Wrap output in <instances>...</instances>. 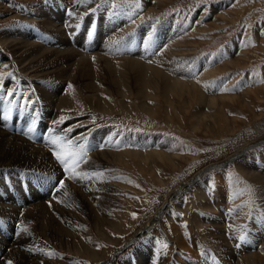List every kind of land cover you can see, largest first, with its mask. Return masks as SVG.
I'll return each instance as SVG.
<instances>
[{"label":"rangeland","instance_id":"rangeland-1","mask_svg":"<svg viewBox=\"0 0 264 264\" xmlns=\"http://www.w3.org/2000/svg\"><path fill=\"white\" fill-rule=\"evenodd\" d=\"M58 3L62 8L61 15H81L77 27L75 26L79 32L84 29L86 20L89 19L88 23L92 22L90 31L95 41L93 45L97 42L99 21L104 16L109 17V24H113L115 18L123 17L122 20L127 25L121 27L125 34L118 42L124 47H130V50L128 53L126 49L122 51V57L136 54L144 41L149 43L143 50L144 54L160 46L163 48L161 50L171 48L175 53L174 58L180 61L183 68H177V71L184 72L182 75H185L182 79L178 78L187 83L199 81V89L205 97L201 103L193 101L190 104L189 93L179 91L172 94L168 105L158 90V99L145 98V102L138 96L137 88L140 86L135 81L136 73L127 66L125 73L131 87L129 96L123 99L110 86L107 91L116 112L108 115L104 111H91L84 104L81 111L74 114L79 116L72 119L73 125H81L80 128H83L80 137L65 138L66 134L59 130V136L55 139L50 133L52 124L45 117H37L38 110L27 106L28 98H22L23 103L20 104L17 94L14 97L0 89V104L8 114L7 123L13 127L12 132L22 134L29 141L44 143V147L51 150L49 154L53 156V162H58L56 154L65 155L67 161L66 164L59 161L58 165L61 164V167L57 168L64 181L59 178L53 180L43 172L33 171L30 174L23 168L15 171L22 180L20 185L17 182L18 187H15V178L10 174L5 178L9 187L5 191L14 204L25 201L34 205L35 200L41 198L37 194L46 191L49 192L46 194V198H49L46 202L54 201L66 210L67 215L73 216L72 212H75L72 211L73 203L67 200L68 195L80 205H77L79 213L86 221L80 225L79 230L84 231V236L88 239L83 242H89L91 248L95 249L94 253L78 254L71 244L70 247L57 244L54 247L59 254L58 264H114V260L120 264L127 261L136 263L137 253L143 248L147 249L146 246L151 255H161L162 264H227V260L218 252L220 243L215 241L218 235H214V238L210 232L213 231L210 230L213 223L204 221L202 231L194 233L198 244H202L199 254L194 248L192 251L187 250V246L184 248L180 243L186 236L187 226L192 224V218L202 221L205 216L216 220L219 217H229L231 222L233 219L239 221L245 237L248 238L250 232L258 235L259 243L253 244L250 239L251 247L255 248L249 255L256 254L257 263L264 264V255L260 253V248H264V209L251 204L246 196L244 203L236 202L227 206L218 202L219 196L215 192L216 188L224 190L223 182L220 181L224 172L229 173L234 182L242 184L236 190L250 191L248 180L244 181L239 177L238 162L227 163L240 151L249 148L248 154L250 157L255 156L254 159L257 160L254 162L256 166H264V0H0V34L13 29H24L25 33L32 29L42 31L43 34L42 24L34 18ZM83 19L85 22H82ZM30 35L32 36L31 33ZM43 36L44 34L32 37L31 40L39 41ZM51 39H54L53 43L58 42L54 37ZM71 40L74 45L75 38ZM0 43V54L3 52L7 55L9 51L1 40ZM116 45L119 46L118 43ZM116 45L113 44V47L119 49ZM55 47L58 48L59 45ZM160 53L161 51L159 56ZM164 55L167 56L165 53ZM184 66L189 67L190 72H185ZM161 69L166 71L163 66ZM101 70V74L96 70L98 82L100 79L117 80L107 69L102 67ZM14 72L16 73V69L9 64L0 63V81H8ZM168 75L177 79V75L175 77L171 72ZM201 78H205L206 83H202ZM25 80L26 83L32 81L29 78ZM52 82L54 85L59 83L57 80ZM52 82L49 84H53ZM98 82L97 84L100 83ZM70 86L78 87L76 83ZM70 86L64 90L71 89ZM212 99L216 100L214 107L211 105ZM121 100L128 109H124ZM145 105L153 111V117L142 110ZM28 116L33 120L23 124ZM138 137L145 138L146 143L136 146L134 140ZM53 141L57 143L53 144ZM104 152L108 155H102ZM124 152L142 153L143 157L127 158L129 163L115 161L116 156ZM154 152L164 155L165 159L161 161L148 157ZM82 155L88 162L95 158L101 163V172L107 174V184L112 188V205L107 212L113 214L111 216L114 217L112 219L115 224H123V229H117L112 224L111 227H106L105 232L96 225L94 214L98 205L95 197L88 190L82 188L83 192L80 194L77 189L80 178H90L78 169V164L84 165V161L78 162ZM68 164L72 168L70 172L65 170ZM192 181L193 186L187 188L179 198L173 199L174 192ZM195 193L203 194L211 207L214 206L213 209L201 212ZM4 196V193L0 194L1 199ZM166 205L168 208L160 221L145 238L132 242L138 234L136 230L146 226L156 217L157 210ZM50 207L53 210L49 209L51 214L57 213L53 205ZM49 216L50 220L54 218ZM55 220H46L45 224L58 223ZM222 224L228 231L227 237L230 233L233 234V230L225 226L227 224ZM5 228L4 232L9 239H13L14 228L6 224ZM146 238H149L151 244H148L149 240ZM200 248L201 246L198 247ZM97 251L103 254L98 255ZM190 252L196 257L190 256Z\"/></svg>","mask_w":264,"mask_h":264},{"label":"bare ground","instance_id":"bare-ground-1","mask_svg":"<svg viewBox=\"0 0 264 264\" xmlns=\"http://www.w3.org/2000/svg\"><path fill=\"white\" fill-rule=\"evenodd\" d=\"M61 12L62 8H60V4L58 3L53 7L43 10L42 14L34 18L36 21L39 20V23L42 24L41 29H44V36L39 39V41H32L31 38L40 37L43 35L42 31H34L32 29H29L28 33H25L24 29H20L19 31L13 29V31L11 30L0 34L2 45H4L6 50L9 51L7 55L3 52L0 54V63L5 62L16 69V73L14 72L15 74H13V77H11L8 81H5L6 79L4 81H0V85H2L0 86V89L14 97H17V94L20 104L23 103L22 98H28L27 106H30L32 110H38L37 117L39 119L41 116L45 117L48 119L49 123L53 125L50 126V133L53 138L56 139L59 136L57 134L59 130H62L63 133L66 134H64L65 138L77 139V137H80V133L83 132V128H80L81 125L80 127L73 125L72 119L79 116H74V114L81 111L80 108H82L84 104L91 111H104L108 115L115 113L116 109L113 107L114 105L112 106L107 91L110 86V88L116 90L119 96L123 97V99L129 96V78L125 73L126 68H128L127 66H129L132 71L136 73L135 77L137 79L134 80L140 86L137 88L140 99H158L159 95L157 96V93L159 90L168 105H170L169 99L172 94H176V92L179 91L183 94L184 92L189 93L191 100L190 104H192L193 101L200 102L205 100L202 90L199 89V81L197 83H187L181 82L179 79H182L185 75H182L184 72L179 73V70L177 71V68H183L182 65L180 66V61L174 58L175 53L171 48L161 50L162 47L160 46L153 49L152 52L149 51L144 54L143 50L145 49V46L149 45L148 42L144 41L141 43V48L136 54H132L130 57L121 56L124 54L122 51L126 49V53H128L130 50V47H124L121 42H118L125 34L121 30V27H126L127 25L124 24V20H122L123 17L121 18L119 16L120 18H115V22L113 24H109V17L104 16L101 21H99L98 32H96L97 34L95 33L97 35V42L93 45V42L95 41H93L94 39L91 37L93 33L90 31L92 22L88 23L89 19L86 20L84 29L82 28L83 30H80L79 32L78 28H76V24L78 19L81 18V15L74 13V15L72 14V17H66L63 14L61 15ZM83 12L84 11H82V14ZM82 22H85V20ZM29 33H31L32 36H29ZM68 35L71 38L68 37ZM51 37L56 38L58 42L53 43L54 39H51ZM73 37L75 38L74 45L71 44V39ZM117 43L119 46L116 45ZM113 44L119 47V49H115ZM55 45H59V47L56 48ZM160 51L162 54L160 53L159 56L158 53ZM164 53L167 54V56H163ZM162 66L166 69V71L161 69ZM96 67L97 69H95ZM102 67L107 69V71L112 74V77H117V80L115 81L114 78V81H108L107 79L101 81L100 79L101 82L99 81V83L97 80L98 78L96 79V74L97 71H100L101 74ZM184 69L185 72L186 70L190 72L189 67L184 66ZM169 72H171L173 76L175 75V77L177 75V79H173L169 76ZM25 78H29V80L32 81L26 83ZM55 80L59 82L57 84L60 86L57 84L54 85L52 81ZM96 81L99 84H97ZM50 82L53 84H49ZM201 82L206 83L205 78H201ZM70 83H76L78 87L73 88L71 86V89L65 91V87L66 89L69 88L67 86H70ZM214 99H212V103L210 102L213 107L215 106L216 101ZM121 101L124 109H128L125 106L124 101ZM171 102L173 103V101ZM142 107L144 112L147 111L149 116L153 117L154 114L151 109H148L146 105ZM7 119L8 114L4 111L3 106L0 104V194L4 193L5 195L3 199L0 198V264H8V262H11V264H58L59 254H57L58 251L55 250L54 247V245L57 244L61 246L67 245V247H70L71 244L78 254H93L95 250L94 247L93 250L91 248L92 245H90L89 242H83L84 239L88 238L87 236H84V231L79 230V227L82 223H85L84 221L86 220H83V215L79 213L80 209L77 205H80L73 200L74 198L69 197L68 195L67 199L71 200L73 203L71 206L75 207V209L74 207L72 209V211H75L72 212L73 216L67 215L65 213L66 210L61 208V206L59 207V205L55 204L54 201L49 200L46 202V200L49 199L46 198V194L49 193H46V191H38L39 194L37 195L41 196V198L36 199V203L34 205L25 201H23L22 204H14L10 201L7 191H5L9 189L8 185L5 183V178L8 174H10L11 177L15 178V187H18V185L22 182L19 177L20 175L17 174L18 172H15L18 168H23V170L25 169L30 172V174H33V171L47 173V177H51L53 180L55 178H59L60 181L61 179L64 181L65 179H63L59 170H57V168L61 167V164L58 165L59 161L57 163L53 162L54 158L49 154L51 150L44 147V143L29 141L22 134L12 132L13 127L7 123ZM195 119L196 118L193 120ZM25 120L26 121L23 124H28L31 123L33 118L28 116ZM77 125H79V123ZM144 140L145 138L138 137L134 141L136 146H139L141 143H146ZM127 143L129 142L127 141ZM248 149L240 151L230 158L227 163L238 162L237 170L238 172L240 171L239 177L241 180H248V183H250V191L236 190V187L242 186V184L234 182L231 175L224 172V177L220 180L223 182L224 190L222 191L221 189L218 190L216 188L215 192L217 191L219 196L218 202L227 206H231L236 202H240L241 204L244 203V196H246V198L248 197L249 201H251V204L264 209V166H256L254 162L257 160L254 159L255 156L250 157ZM83 155L79 158L78 162H81L80 160H82L84 161V165L83 163L78 164V162L74 165L78 164L77 166H79V168H77L80 172H82V174L85 173V175L90 178H80L78 180L80 185L77 188L79 190L78 192L81 194L83 192V188V190H88V193L95 197L98 208L96 209L94 218H96V225L100 228V230L106 232V227H111L112 224L117 227V229H123V224H115L112 219L113 216H111L113 214L110 215L109 212H107L110 210V206L112 205V188L110 184H107V174L105 172H101L103 169L98 160L93 158L91 162H88V160L83 158ZM102 155L107 156L108 154L104 152ZM151 156L161 161L165 159V156L159 154V152H154V154L148 155V157ZM139 157H143L142 153L134 154L124 152L118 154V156H116L117 159H115V157L114 159L118 162H128L129 160H127V158L138 159ZM85 162H87V164H85ZM67 166L71 165L68 164ZM194 181H192L189 185H184L179 190L174 192L172 194L173 199L179 198L181 194L185 193L187 188L193 186ZM17 182L19 183L18 185ZM195 197L198 203V209L201 210V212H208V210L213 209L214 206L211 207L209 200H206L203 194L195 193ZM51 205L55 207V212H57L54 215L49 212ZM217 206L215 205V207ZM167 208V205L163 208H159L156 212V217L154 219L152 218L153 220H151L146 226L137 229L136 231H138V234L132 239V242L145 238L146 234L160 221ZM256 210L260 211L258 208ZM51 211L53 210L51 209ZM49 215L54 216V218H51L52 220H50ZM193 218L191 220L192 224L187 226L185 238L180 240L183 247L187 246V250L192 251L194 248L195 252H198V254L200 253L199 250L202 249V244H198L196 240L197 235L194 233H197V231L201 232L205 225L204 221H206L207 223H213V228L209 226L212 228L210 230H213L210 231L213 235L211 236L214 237V235H218L219 238L215 236V241L220 243L219 245L217 244L219 248L218 252L221 257L227 260V264H258L257 256H255L256 254H249L252 253L255 248L251 247L252 244H250V241L252 240L253 244L259 243L257 240L259 236L250 232L249 237H245L244 235L246 234L241 231L242 229H240L239 221L236 222L233 219L231 222V220H228L229 217L226 219L219 217V220L218 218L216 220L215 218L213 219V217L211 219L210 217L205 216L203 218L205 220L202 221H198L195 217ZM55 219H57L58 223L54 222L51 224L49 223V225L45 224L46 220L51 222L56 221ZM263 222L264 219H262V223ZM222 223L227 224L225 226L230 227L233 230V234L230 233L227 237L226 234L228 231L224 226H222ZM5 224L14 228L13 230L15 235H13V239H9L7 233L4 232L6 230ZM260 229H262V227ZM200 235L202 236V234ZM146 240H149V238H146ZM148 244H151L150 240L148 241ZM199 246H201L200 249H198ZM146 247L147 249L143 248L142 251L137 253L136 261L138 263L127 261L125 264H162L161 255H151L148 246ZM190 253L192 254V252ZM260 253L264 255V248H260ZM99 254L101 253L98 252V255ZM191 254L190 256L196 257ZM178 256L181 257L180 254H178ZM90 257L92 256L90 255ZM244 257L248 258L245 259ZM113 263L120 264L117 260H114Z\"/></svg>","mask_w":264,"mask_h":264},{"label":"snow or ice","instance_id":"snow-or-ice-1","mask_svg":"<svg viewBox=\"0 0 264 264\" xmlns=\"http://www.w3.org/2000/svg\"><path fill=\"white\" fill-rule=\"evenodd\" d=\"M71 87V86H70ZM63 119V118H62ZM53 144L57 143L56 141H53L52 142ZM67 155H70V154H67ZM56 159L58 161H60L61 163H67L66 159H65V155H61V154H56ZM66 171H72V168L71 166H66ZM61 187H63V184H61ZM8 264H11V262H8Z\"/></svg>","mask_w":264,"mask_h":264}]
</instances>
